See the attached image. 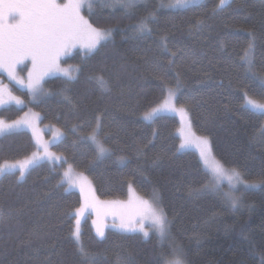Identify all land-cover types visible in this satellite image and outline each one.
<instances>
[{
	"label": "trees",
	"instance_id": "16d2710c",
	"mask_svg": "<svg viewBox=\"0 0 264 264\" xmlns=\"http://www.w3.org/2000/svg\"><path fill=\"white\" fill-rule=\"evenodd\" d=\"M160 2L146 0L138 14L146 15V9ZM216 3L204 0L182 9L162 8L153 33L142 39L127 38L135 17L96 3L93 15L85 11V16L99 26L115 27L114 43L87 57L74 52L62 62L82 69L74 73L77 79L66 93L71 102L60 94L65 87L62 75L44 82L47 95L37 102L16 88L27 105L3 109V118L17 121L33 112L34 125L53 126L61 137L51 149L64 162H40L24 179L17 172L0 178V264H81L72 217L93 195L99 203L79 216V229L80 241L94 254L95 264H118V257L123 264H154L155 235L145 238L108 229L101 237L97 232L95 213L102 203L127 199L131 187L148 199L154 192L158 195L171 221V235L183 245L189 264H261L264 186L246 191L237 209L215 193L189 195L205 176L197 153L178 150V118H143L166 98L162 81L175 88L179 73L176 104L188 110L195 132L210 139L215 157L250 182L264 173V115L241 106L244 92L258 97L264 87L259 78L264 74V0H232L222 13L212 15ZM201 21L205 27L197 31ZM249 32L256 37L251 53L256 77L241 64ZM161 36L167 37L175 57L161 48ZM96 76L107 81V90L91 79ZM97 117L107 134L100 139L112 153L102 160L80 139L91 132ZM34 152L28 128L0 137V165ZM67 166L86 178L83 194L62 183Z\"/></svg>",
	"mask_w": 264,
	"mask_h": 264
},
{
	"label": "snow or ice",
	"instance_id": "6c2138e0",
	"mask_svg": "<svg viewBox=\"0 0 264 264\" xmlns=\"http://www.w3.org/2000/svg\"><path fill=\"white\" fill-rule=\"evenodd\" d=\"M99 2L111 9H123L124 15L129 19L135 17L136 23L129 26L131 39H142L153 33L152 25L158 22L157 13L162 8H175L188 5L192 0H172L165 4L163 0L153 10L146 9V15L138 14V7L146 3V0H99ZM231 0H218V3L211 9L212 15L222 13ZM94 0H66V2H58V0H0V69L7 71L10 80L24 84V80L18 79L15 71L16 67L24 61H31L32 70L28 71L26 87L33 101H38L43 96L47 95L43 87V79L45 75L59 73L65 79V87L61 89V95L64 99L71 102V98L66 95L70 90V85L77 79L74 73H79L82 69L79 66L63 67L61 58L69 53L70 50L77 47L84 50V56L99 52L106 48L109 44L114 43V32L117 30L113 26H99L90 22L85 15H93ZM205 27L204 22H199L197 31ZM249 41L247 48L242 57V67L247 73H251L256 77L253 71L255 65L252 61L251 53L254 48L256 39L253 32H249ZM160 46L165 51H168L172 57L175 53H171L168 49V40L166 36H161ZM173 61L170 59L168 65L171 66ZM26 70V69H22ZM177 73L176 87L172 88L162 81V90H167V99L163 104L152 108L151 111L144 114L145 120H154L157 114L161 111L176 110V103L179 99L180 81ZM262 85H264V74L260 75ZM96 83L107 90V81L103 76L92 77ZM5 89L0 87V107L5 103L15 102L22 104L18 97L7 93L8 100L4 99ZM242 107L253 113L264 115V87L258 97L249 96L247 92L242 94ZM181 114L184 109L179 110ZM27 117V114H26ZM32 122L25 118L24 120L14 121L11 124L0 120V136L14 134L22 127H31ZM76 131V129H73ZM103 125L99 117L96 118L95 126L91 132L80 137V139L89 144L92 150L96 153V158L102 160L112 155L111 151L104 147V143L100 139L101 136L106 137ZM193 140L199 148V161L201 170L205 176V182L198 189H190L189 195L199 196L203 193H215L220 196L223 202L231 208H236L240 203V197L236 195L239 190L238 186H243L245 190L264 186V173L261 174L258 181L249 182L235 167H225L224 164L217 161L212 155V148L209 139L195 138L191 134H184L183 142L179 148L183 149L190 145ZM179 150V149H178ZM54 154H50L47 146L44 147V156L33 154V159L28 161L29 164L38 163L40 159ZM66 162V161H65ZM123 163V158H120ZM20 169V177L23 178L25 165H0V176L6 174H15L16 168ZM69 171L64 173L67 182L70 185L79 184L81 193L84 192L83 185L86 183V178L77 176L73 178ZM227 180V190L222 183ZM64 181H62L63 183ZM99 202L93 195L91 200H87L84 206L76 209L73 219L76 221V228L72 232L77 244V252L81 259V264H95V257L87 250L80 241L79 216L89 207L95 208ZM159 197L154 192L153 202L138 200L136 215L140 220L145 218L151 220L150 227L154 230L157 237V253L154 264H189L187 252L183 245L176 241L171 235V221L168 219L162 207H159ZM117 207V213L122 217L121 228L128 231H135L129 224L123 223V216L126 214L122 209L123 206L108 205ZM145 237H148V231H145L143 226L139 229ZM99 236L103 237L104 233L99 228L97 229ZM261 264H264V252L259 254ZM118 264H123L121 258H117Z\"/></svg>",
	"mask_w": 264,
	"mask_h": 264
},
{
	"label": "rangeland",
	"instance_id": "374dc122",
	"mask_svg": "<svg viewBox=\"0 0 264 264\" xmlns=\"http://www.w3.org/2000/svg\"><path fill=\"white\" fill-rule=\"evenodd\" d=\"M203 1L204 0H192V2H190L186 6L169 8V9H172V10L182 9V8H185V7H188V6L199 4V3L203 2ZM58 2L63 3V2H66V0H58ZM166 2L168 4V3L172 2V0H166ZM96 3H100L99 0H94V4H96ZM83 14L85 15V11L83 12ZM85 18H87V17L85 16ZM77 51L84 53V50L79 48V47L70 50L67 55H65V56H63L61 58V65L63 66L62 62L67 57H69L70 55H72L74 52H77ZM63 67H69V66H63ZM22 69H26V70L22 71ZM31 70H32L31 61H24L22 64H20V65H18L16 67L15 71L17 73L18 79L24 80V84H20V83H17L16 81H14V80H10L7 71H5L3 69H0V87H3L5 89L4 99L6 101L8 100L7 93L10 92L12 96L18 97L21 101H23L22 104H16L15 102H11V103H5L2 107H0V120H3V121H5L8 124L13 123L14 121H10V120H7V119L3 118L2 110L5 109V108H8V107H11V106H14V107H17V108H23V107H25L27 105V102L20 95L17 94L16 88L19 89V90H25L29 94V91H28V89L26 87V84H27L28 71H31ZM59 75H61V74L55 73V74L45 75L44 79H43V87H44V82L47 79L55 77V76H59ZM29 96H30V100L32 102H37V101H33L32 100V97H31L30 94H29ZM165 99H167V96H166ZM164 100L159 105H157L156 107L162 105ZM181 108H183L185 110L183 114H181V112L179 111ZM161 115H171V116H175L176 118H178V120H179L178 136H179V138L181 140L180 144L183 142L184 134H191L195 138H207V139H209L208 137L200 136V135H198L195 132V130L193 128V125H192L191 116H190V114H189V112H188V110L186 108L178 106L176 104V110L161 111V112H159L157 114V116L154 119H156L157 117H159ZM25 118L29 119L32 122V126L31 127H22L21 129H25V128L27 129L28 128L29 131L31 132V135L33 137V141L35 143V152L34 153H37L38 156L43 157L44 156V147L47 146L48 152L50 154H54V157L52 155H49V156L45 157L44 159H40L38 163L29 164L28 161L33 159V155H32L31 157H29L27 159H24V160H21V161H18V162H5V163L1 164V165H5V164H8V165H13V164L14 165H25L26 168H25V171H24L23 178L20 177V169L18 167L14 170L15 172H17L19 174L20 179H24L25 176L27 175V173L29 172V170L32 167H34L37 164H39L40 162L47 161V162L55 163V164H59V165H61L62 162H64V157L62 155H59V154L55 153L51 149V145L54 142H56L57 140H59L60 137H61V134L59 133V131L56 130V129L52 130L53 126L46 125V124H42L40 126L34 125L33 121L35 120V114L33 112H29L27 117L22 118V120H24ZM147 121H153V120H147ZM209 141H210V139H209ZM210 143H211V141H210ZM211 148H212V146H211ZM179 151L180 152L193 151V152L197 153L198 156H199V148H198L197 144L195 143V140H193V142L190 145L186 146L185 148H183V149L179 148ZM212 155L214 156V158L217 161H219L215 157L213 151H212ZM66 171H69V166L66 167V169L63 172V174ZM70 175L73 178L77 177V175H75V172L72 169V167H71ZM1 177L2 176H0V178ZM64 182L67 184V189L68 190L76 189V190L80 191V185L79 184L70 185L67 182V178L65 176H64ZM222 183L225 185V190H227V180L225 179ZM238 187H239V190L236 192V195L240 197V203L236 206V209L238 207H241L240 205H241V202H242L243 194L246 191L255 189V188H251V189L245 190L243 188V186H238ZM85 193L88 196V193L87 192H85ZM138 200H144V201L153 202V199H148V198H145V197L141 196L133 187L130 188L128 197L125 200L104 201L102 203L103 207H101V209H98L97 212L95 213L96 228L97 229L99 228L103 232L107 231L108 229H112V230H120V231H126V232H136V233H141V235H143V232H141L139 230L140 227L143 226L144 230L148 231V233H149L148 237H150L152 235H155L154 230L150 227L151 220L147 219V218H145L143 220H140V217L136 215L137 201ZM113 204L119 205V206H123L122 210L126 213L123 216V223H125V224H129L130 223V227L132 229H135V231H128L126 229L121 228L122 217L119 214H114V213H117L121 209H118L117 207L108 206V205H113ZM158 206L160 207V205H158ZM84 213L85 212L82 213V217L84 216Z\"/></svg>",
	"mask_w": 264,
	"mask_h": 264
}]
</instances>
